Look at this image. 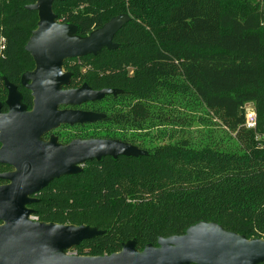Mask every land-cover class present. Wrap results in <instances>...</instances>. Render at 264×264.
<instances>
[{
    "label": "trees",
    "instance_id": "1",
    "mask_svg": "<svg viewBox=\"0 0 264 264\" xmlns=\"http://www.w3.org/2000/svg\"><path fill=\"white\" fill-rule=\"evenodd\" d=\"M36 2L0 0L3 113L6 82L33 107L22 78L35 67L26 46L38 14L26 7ZM53 11L80 38L117 16L129 20L115 48L63 66L71 74L64 90L119 91L74 108L102 118L63 125L43 140H114L147 155L89 161L79 174L53 181L30 206L38 222L102 231L72 249L77 256L118 253L132 240L143 251L200 223L264 240V145L244 127L245 105L253 104L264 132V0H62ZM208 120L226 141L180 136ZM8 171L0 165V174Z\"/></svg>",
    "mask_w": 264,
    "mask_h": 264
},
{
    "label": "water",
    "instance_id": "2",
    "mask_svg": "<svg viewBox=\"0 0 264 264\" xmlns=\"http://www.w3.org/2000/svg\"><path fill=\"white\" fill-rule=\"evenodd\" d=\"M62 0H37L26 8L37 12L38 23L26 51L35 67L22 78L31 92L30 111L22 103L17 87L6 82L8 97L2 112L0 103V165L11 172L0 174V264H263L264 240L226 232L217 224L200 223L184 235L161 238L158 246L143 251L132 240L111 255L90 257L68 253L83 241L100 234L89 226L59 225L32 221L34 198L53 181L82 172L89 161L106 157L147 155L139 148L114 140H76L68 145L43 137L62 125L93 123L99 114L61 109L102 100L117 90H92L87 85L64 90L71 74L65 61L96 55L113 49L114 36L129 20L127 15L111 19L103 28L85 38L76 36V27L58 22L53 4Z\"/></svg>",
    "mask_w": 264,
    "mask_h": 264
},
{
    "label": "rangeland",
    "instance_id": "3",
    "mask_svg": "<svg viewBox=\"0 0 264 264\" xmlns=\"http://www.w3.org/2000/svg\"><path fill=\"white\" fill-rule=\"evenodd\" d=\"M73 62H79L78 60L73 61ZM89 70H92V67H89ZM84 110L90 109L89 106L82 107ZM193 127L185 130V133L182 134L180 133V136H187V137H192V141L194 142H199L201 138L205 137L206 135L212 136L213 139H216L217 141H226L224 135L225 130H223L222 127L219 126V123L214 120L212 122H207L206 126L203 127L200 124L197 123H192ZM94 127H91V130H93ZM156 133V130L153 131V134ZM226 136V135H225Z\"/></svg>",
    "mask_w": 264,
    "mask_h": 264
},
{
    "label": "built area",
    "instance_id": "4",
    "mask_svg": "<svg viewBox=\"0 0 264 264\" xmlns=\"http://www.w3.org/2000/svg\"><path fill=\"white\" fill-rule=\"evenodd\" d=\"M258 126V117L253 104L245 105L244 127L246 128V130L254 132L256 140L259 142H263L262 145H264V132L261 134L258 131ZM30 219L32 221L38 222V218L35 216L31 217ZM68 254L71 256H77V253L75 251H70Z\"/></svg>",
    "mask_w": 264,
    "mask_h": 264
},
{
    "label": "flooded vegetation",
    "instance_id": "5",
    "mask_svg": "<svg viewBox=\"0 0 264 264\" xmlns=\"http://www.w3.org/2000/svg\"><path fill=\"white\" fill-rule=\"evenodd\" d=\"M75 107H78V106H74V107H65V108L63 107V108H61V109L75 110V109H74ZM76 111H79V110H76ZM62 126H63V125H62ZM60 127H61V126H60ZM60 127H59V128H60ZM56 130H58V128L55 129V130H53V131H51V132L53 133V132H55ZM51 132H49L48 134H51ZM48 134H46V135H48ZM46 135H45V137H46ZM50 138H55V137H50ZM49 140H50V139H49ZM49 140H48V141H49ZM8 167H9V166H8ZM9 168H10V167H9ZM11 171H13L12 168H11ZM11 171H8V172H11ZM6 173H7V172H6Z\"/></svg>",
    "mask_w": 264,
    "mask_h": 264
}]
</instances>
